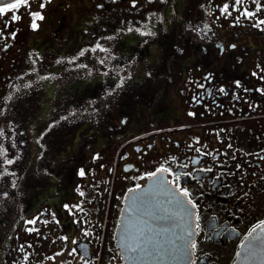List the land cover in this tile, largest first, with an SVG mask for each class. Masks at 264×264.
I'll list each match as a JSON object with an SVG mask.
<instances>
[{"label":"flooded vegetation","instance_id":"flooded-vegetation-1","mask_svg":"<svg viewBox=\"0 0 264 264\" xmlns=\"http://www.w3.org/2000/svg\"><path fill=\"white\" fill-rule=\"evenodd\" d=\"M261 21L264 0L0 16V264H125L122 208L152 173L196 205L189 264H232L264 221Z\"/></svg>","mask_w":264,"mask_h":264},{"label":"water","instance_id":"water-1","mask_svg":"<svg viewBox=\"0 0 264 264\" xmlns=\"http://www.w3.org/2000/svg\"><path fill=\"white\" fill-rule=\"evenodd\" d=\"M11 1L14 0H0V4ZM160 177L166 179L160 174L152 175L142 187L126 195L118 231L125 264H189L191 261L192 206L177 203L188 199L181 197L180 192L169 184L167 188L174 190L176 197L172 200L173 191H166L165 186L158 183ZM131 196L142 197L135 210L131 207ZM133 244L139 245L143 251H126V245ZM232 264H264V221L245 236Z\"/></svg>","mask_w":264,"mask_h":264},{"label":"snow or ice","instance_id":"snow-or-ice-1","mask_svg":"<svg viewBox=\"0 0 264 264\" xmlns=\"http://www.w3.org/2000/svg\"><path fill=\"white\" fill-rule=\"evenodd\" d=\"M22 2V0H17L16 3H7V4H4L3 6H0V16H3L5 15L8 11L10 10H13V9H17L20 5V3ZM237 3L240 2V0H236ZM43 6V5H42ZM228 10V5H225L223 11H227ZM35 15V14H34ZM249 15H251V13H249ZM12 19L15 20V19H18V17L14 14L12 16ZM261 23H264V21H261ZM32 27L33 28H36V23L35 21L33 22L32 24ZM221 91H223V89H221ZM169 169L167 168H162V169H159L158 172H168ZM81 175H83V172L81 173ZM153 176H157V173H152ZM175 176V183L177 184V187L179 186V179H180V175L178 173H174L173 174ZM158 183L160 185H163L165 186V190L166 191H173V195L170 197L172 200H175L176 197H175V192L174 190H169L167 188V185H169L170 183H173V181H168L166 179H163L162 177L158 178ZM139 187V186H137ZM180 195L181 197H188L189 196V193L186 189H180ZM142 199V197L140 196H131L130 197V200H132V205L131 207L135 210L136 209V205H137V202L140 201ZM177 203L179 204H184V203H187V204H191L193 208L196 207V205L189 199L187 200L186 202L181 199L180 201H178ZM259 227V226H258ZM256 229H253V232H255ZM194 234V233H189V237ZM141 235H143V232L141 231ZM75 243V242H74ZM195 245L193 244V247ZM143 251V248H140L139 245L137 244H133V245H126V251H129V252H137V251Z\"/></svg>","mask_w":264,"mask_h":264}]
</instances>
